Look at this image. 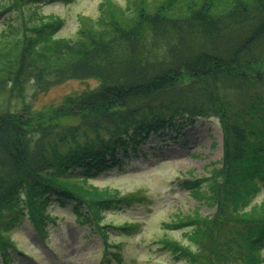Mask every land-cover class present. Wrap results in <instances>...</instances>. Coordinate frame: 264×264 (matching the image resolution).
Returning a JSON list of instances; mask_svg holds the SVG:
<instances>
[{"label": "trees", "instance_id": "trees-1", "mask_svg": "<svg viewBox=\"0 0 264 264\" xmlns=\"http://www.w3.org/2000/svg\"><path fill=\"white\" fill-rule=\"evenodd\" d=\"M127 1L104 0L70 38L58 35L61 18L34 12L42 0L0 3V16L18 21L0 35V263L9 264L10 252L24 255L11 237L23 221L49 247L53 203H72L104 250L116 248L105 229L138 225L101 216L143 199L92 180L150 136L171 139L166 131L175 135L182 121L209 117L220 130V158L208 176L180 185L211 212L163 222L185 240L164 235L157 245L187 264H263L264 203L253 201L264 186V0ZM87 80L98 86L47 113L25 105L28 91L35 99ZM17 100L28 115L11 110Z\"/></svg>", "mask_w": 264, "mask_h": 264}, {"label": "rangeland", "instance_id": "rangeland-1", "mask_svg": "<svg viewBox=\"0 0 264 264\" xmlns=\"http://www.w3.org/2000/svg\"><path fill=\"white\" fill-rule=\"evenodd\" d=\"M3 2L5 0H0V3ZM112 2L123 8L128 6L127 0ZM102 3L104 0H42L34 12L45 18H61L64 26L58 35L70 38L75 36L84 17L97 18ZM13 16L8 12L0 16V35L7 25H18V21H13ZM256 75L262 78L259 72ZM97 86L95 80L68 81L35 99L31 97V91H28L25 105L31 104L36 112H48L62 105L66 98L91 91ZM23 105L21 100L12 101L11 110L24 115ZM175 130V135L170 130L166 131L168 136H172L167 140L150 136L135 156L122 159L121 167L92 180L98 188L116 190L121 195L135 194L136 198L143 199L137 203L124 204L101 216V221L116 226L126 223L138 225L131 231L105 229L108 242H115L116 248L107 247L104 250L98 229L82 223L73 213L72 203L68 202L64 206L53 203L49 214L55 223L45 224L49 248L40 243L30 224L23 221L11 237L31 257L21 258L10 252L9 264H187L182 259H173L158 247L157 241L163 239L164 235L185 240L180 231L167 230L163 222L193 215L195 212L201 216L210 214L211 210L180 183L208 176L210 167L220 158L221 139L216 120L209 117L182 121ZM262 203L264 186L253 201L254 205ZM108 250L118 254L121 261L117 263L111 259L105 253Z\"/></svg>", "mask_w": 264, "mask_h": 264}, {"label": "water", "instance_id": "water-1", "mask_svg": "<svg viewBox=\"0 0 264 264\" xmlns=\"http://www.w3.org/2000/svg\"><path fill=\"white\" fill-rule=\"evenodd\" d=\"M256 77L258 78V75H256Z\"/></svg>", "mask_w": 264, "mask_h": 264}]
</instances>
